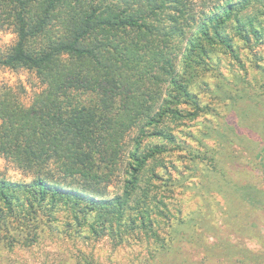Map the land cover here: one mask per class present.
Listing matches in <instances>:
<instances>
[{
	"label": "trees",
	"instance_id": "trees-1",
	"mask_svg": "<svg viewBox=\"0 0 264 264\" xmlns=\"http://www.w3.org/2000/svg\"><path fill=\"white\" fill-rule=\"evenodd\" d=\"M199 4L214 15L196 25ZM261 21L264 0H0V26L10 24L16 35L0 64L33 70L44 85L29 105L10 89L0 93V156L33 175L25 183L0 178V233H9L8 247L16 240L11 225L30 243L63 203L77 227L96 218L91 234L108 233L120 243L140 231L155 239V252L170 251L171 240L155 226L159 219L174 224L147 190L136 196L149 161L175 141L155 129L166 117L198 114L188 89L195 66L208 63V47L234 52L221 28L232 22L249 42L260 38ZM133 129L122 194L106 197ZM150 133L165 140L141 152ZM148 175L160 179L153 170Z\"/></svg>",
	"mask_w": 264,
	"mask_h": 264
},
{
	"label": "rangeland",
	"instance_id": "rangeland-1",
	"mask_svg": "<svg viewBox=\"0 0 264 264\" xmlns=\"http://www.w3.org/2000/svg\"><path fill=\"white\" fill-rule=\"evenodd\" d=\"M195 8L196 25L214 15L210 5ZM259 29V39L245 42L232 22L221 28L234 52L208 47V63L195 66L188 89L201 107L198 114L166 117L155 129L175 141L149 161L136 196L147 190L174 224L171 228L159 219L155 226L160 236L171 240L170 251L155 252V239L140 231L133 237L123 235L120 243L108 233L91 234L88 224L96 218L77 227L71 212L59 203L50 224L41 221L30 243L24 244L25 233L17 234L12 225L10 236L16 240L11 247L4 238L9 233H0V264H264L255 260L256 253L264 255V21ZM15 39L13 27L1 25L0 53ZM43 86L33 70L0 64V93L14 91L23 105ZM136 134L133 129L126 135L106 197L122 194V172ZM160 140L165 139L148 134L140 151ZM150 170L160 179L147 180ZM0 178L25 183L33 175L0 156Z\"/></svg>",
	"mask_w": 264,
	"mask_h": 264
}]
</instances>
